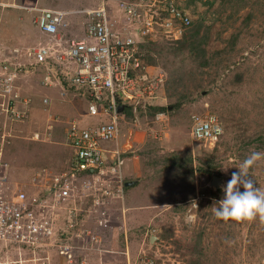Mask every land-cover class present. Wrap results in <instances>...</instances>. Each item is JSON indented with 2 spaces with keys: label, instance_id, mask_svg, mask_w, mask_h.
Here are the masks:
<instances>
[{
  "label": "rangeland",
  "instance_id": "obj_1",
  "mask_svg": "<svg viewBox=\"0 0 264 264\" xmlns=\"http://www.w3.org/2000/svg\"><path fill=\"white\" fill-rule=\"evenodd\" d=\"M122 1L139 0H0V59L10 57L15 48L23 51L40 43L56 44L33 23L39 9L67 12L70 24L65 32L71 39L84 35L89 12L102 7L112 10L117 23L124 20L118 8ZM179 1L189 11L192 26L203 20L201 36L208 32L205 48L214 59L201 69L191 54H179V43L160 40L146 45L149 62L167 77L165 107L170 109L159 121L141 114L123 122L120 143L128 150L124 154L125 183L138 181L137 185L131 189L125 186L123 198L108 205L105 218L90 213L88 199L71 204L73 221L69 212L59 211L61 228L69 232L65 239L73 246L70 256L61 255L57 248L36 255L28 250L12 251L4 254L0 264H143L142 258L153 259L155 264H193L199 259L204 264H264V219L218 218L215 208L219 200L209 194V190H222L243 161L257 152L262 156L248 175L264 190V150L250 141L264 129V0ZM48 73L45 68H31L19 83L22 93L33 101L29 120L13 121L0 107V140L6 135L4 160L11 184L27 192L38 182L44 184L35 180L43 169L53 176L71 164L73 148L67 144L65 129L72 119L79 120L82 127L108 119L89 115L86 97L70 89L63 79V86L43 85L42 78ZM181 93L184 102L174 110ZM45 98L50 99L49 104L44 103ZM195 114L219 117L224 134L215 147L193 141L191 118ZM48 125L53 126V132L44 142ZM36 134L39 140L34 139ZM101 145L115 146L111 142ZM246 149L245 154L242 151ZM215 151L223 175L218 176L222 179L219 188L212 185L214 176L197 172L193 181L178 177L169 166L171 156L178 153L191 154L194 166L201 168ZM134 161L141 165L139 169H134ZM192 189L196 197L181 205L186 207L183 213L179 202L189 197ZM133 191L131 202L129 193ZM124 222L126 230L122 231ZM200 234L202 253L196 249ZM95 236L99 241L93 240ZM152 236L156 237L153 242Z\"/></svg>",
  "mask_w": 264,
  "mask_h": 264
},
{
  "label": "built area",
  "instance_id": "obj_2",
  "mask_svg": "<svg viewBox=\"0 0 264 264\" xmlns=\"http://www.w3.org/2000/svg\"><path fill=\"white\" fill-rule=\"evenodd\" d=\"M118 8L125 15L121 22L113 20L112 10L102 7L89 12L84 35L71 39L65 32L69 25L67 12L39 9L33 23L41 35L56 44L40 43L23 51L15 48L10 50V57L0 59V107L7 118L22 122L30 118L33 101L22 93L19 83L31 68L49 71L42 78L45 86H63V79L70 89L86 97L89 115L108 118L93 127H82L77 119L69 122L65 136L73 148L71 164L53 176L43 169L35 180L44 184H34L31 192L11 184L9 166L4 160L6 135L2 136L0 263H4V254L12 251L28 250L36 255L40 250L57 248L61 255L70 256L73 246L65 239L69 232L61 228L59 211L69 212L68 218L73 221L71 204L88 199L90 213L102 219L108 215V205L123 198L124 154L128 150L120 143L126 120L119 113L120 106H125L124 112L137 119L150 107L167 104V77L149 62L144 45L182 40L193 23L189 11L179 0L122 1ZM44 103L49 104L50 99L45 98ZM165 116L161 111L155 119L159 121ZM49 128L53 130V126ZM223 134L217 115L192 116L193 141L211 148L221 141ZM51 135L48 132L47 139ZM34 139L39 140L40 135L36 134ZM102 142L115 146L109 149ZM141 260L143 264H155L150 258Z\"/></svg>",
  "mask_w": 264,
  "mask_h": 264
},
{
  "label": "trees",
  "instance_id": "obj_3",
  "mask_svg": "<svg viewBox=\"0 0 264 264\" xmlns=\"http://www.w3.org/2000/svg\"><path fill=\"white\" fill-rule=\"evenodd\" d=\"M190 1L192 2L194 0H190ZM203 25H204L203 20H198L195 24H193L191 34L189 36L185 35L183 40H181L179 42L180 48L176 49L179 52V54L180 53L181 54H185V53L191 54L192 57H194L193 60L198 62V66L201 69L211 65L212 60L214 59L213 55L211 57L208 56L207 49L205 48L206 43H207V38L209 35L208 32H206V34L201 36V29H202ZM147 55H148V53H147ZM149 57H151V56H149ZM168 90L171 92L170 87L168 88ZM184 97L185 96L181 93L179 100H177V102L173 105L174 110H176V109L179 110V108L181 107V105L184 102ZM169 109H170V107H150L147 111L141 112L140 115L146 114L147 117L152 118V117H155V115L158 112L169 111ZM123 116L125 118H129L130 116H132V114L128 113V112H123ZM250 141L255 143V144H259V147L257 146V148H259L260 150H264V129L256 137L250 138ZM242 152L246 154V153H248V150L246 149ZM171 157L172 158L169 160V161H171V165H169V166L171 167V169L176 171V174L178 177L181 176L182 178H190L194 181L195 175L197 172H201V174L202 173L207 174L211 177H213L215 175L223 176L222 172L220 170H218L219 169V163H218V156H217L216 151L213 152L211 155L207 156V162H205V166H203L201 168H199V167L196 168L194 166V160H193V157L191 154L181 156L178 153H176ZM200 162H204V161L201 159ZM126 189H128V188H126ZM192 191H193V193H191V195L189 197H186V199L180 201L181 203L179 202L178 207H182L181 205H185L184 204L185 202L192 200L193 198L196 197V193H195L194 189H192ZM209 194L211 197H213L217 200H220L223 197V192L221 189H219L218 191L209 190ZM185 211H186V207L183 206L182 212L185 213ZM201 240H202V235L200 234L198 237V240L196 242V249H198V251H199L198 253H202V252H200ZM193 264H204V263L201 261V259H199L198 261H195Z\"/></svg>",
  "mask_w": 264,
  "mask_h": 264
},
{
  "label": "clouds",
  "instance_id": "obj_4",
  "mask_svg": "<svg viewBox=\"0 0 264 264\" xmlns=\"http://www.w3.org/2000/svg\"><path fill=\"white\" fill-rule=\"evenodd\" d=\"M68 22L70 24L69 20ZM147 44L149 43L144 45V51ZM261 156V153H253L243 161L238 171L232 173L231 179L222 185L223 197L216 203L218 206L215 208L218 218L251 221L259 216L264 219V190L257 187L248 175V170Z\"/></svg>",
  "mask_w": 264,
  "mask_h": 264
},
{
  "label": "crops",
  "instance_id": "obj_5",
  "mask_svg": "<svg viewBox=\"0 0 264 264\" xmlns=\"http://www.w3.org/2000/svg\"><path fill=\"white\" fill-rule=\"evenodd\" d=\"M74 119H76V118H74ZM72 120H73V119H72ZM47 129H48L47 133H48V132H51V133L53 132V130L49 128V125H48V128H47ZM47 133L44 135V139H45L44 142H47V140L49 139V138L47 139ZM68 146H69V145H68ZM69 147H70V146H69ZM126 163H127V162H126ZM126 163H125V166L127 165ZM133 164H134L133 167H134L135 170H136L137 168L139 169V168L141 167V165H140V164H137L136 161H134ZM135 170H134L133 172H135ZM125 173H126V172H125ZM128 174H129V172H127V176H126V177H128ZM130 182H131V181H130ZM137 182H138V181H137ZM137 182H136L134 185L129 186V188H128L127 186H126V187H127L128 189H131V187H134V186L137 185ZM126 183H127V182H126ZM131 191H132V190H131ZM133 198H134V191H133L132 193H131V192L129 193V199L131 200V202L133 201ZM133 217H134V216H133ZM133 217H131V220H130V221L133 222L132 224L134 225ZM121 218H122V216H121ZM134 218H135V217H134ZM151 220H152V219H151ZM123 221H124V219H123ZM126 223H127V220H126ZM126 223L124 222L122 225H120V227L122 228V231H123L124 229L126 230ZM152 237H153V236H152ZM152 237H151V238H152ZM151 240H152V239H151ZM98 241H99V238H98ZM152 242H153V240H152ZM127 254L130 255L129 252H128Z\"/></svg>",
  "mask_w": 264,
  "mask_h": 264
},
{
  "label": "water",
  "instance_id": "obj_6",
  "mask_svg": "<svg viewBox=\"0 0 264 264\" xmlns=\"http://www.w3.org/2000/svg\"><path fill=\"white\" fill-rule=\"evenodd\" d=\"M125 110V106H120L119 108V113H123ZM137 181H131V182H127L126 183V186L129 187V186H132L136 183ZM222 182V179L218 176H214L213 177V181H212V185L216 188H219L220 187V183ZM153 241L156 240V237H153L152 239Z\"/></svg>",
  "mask_w": 264,
  "mask_h": 264
}]
</instances>
